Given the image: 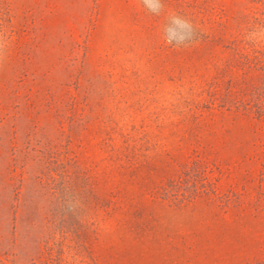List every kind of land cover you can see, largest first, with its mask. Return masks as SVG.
<instances>
[{
	"label": "rangeland",
	"instance_id": "1",
	"mask_svg": "<svg viewBox=\"0 0 264 264\" xmlns=\"http://www.w3.org/2000/svg\"><path fill=\"white\" fill-rule=\"evenodd\" d=\"M163 3L0 0V264H264V0Z\"/></svg>",
	"mask_w": 264,
	"mask_h": 264
},
{
	"label": "clouds",
	"instance_id": "2",
	"mask_svg": "<svg viewBox=\"0 0 264 264\" xmlns=\"http://www.w3.org/2000/svg\"><path fill=\"white\" fill-rule=\"evenodd\" d=\"M143 6L153 15L159 16L165 11L163 0H141ZM165 44L174 47H188L193 42L194 26L192 22L178 14H170L163 26Z\"/></svg>",
	"mask_w": 264,
	"mask_h": 264
},
{
	"label": "trees",
	"instance_id": "3",
	"mask_svg": "<svg viewBox=\"0 0 264 264\" xmlns=\"http://www.w3.org/2000/svg\"><path fill=\"white\" fill-rule=\"evenodd\" d=\"M262 106H257L258 112H262L263 110ZM260 114V113H259ZM196 168V164L191 165V166H184L177 177L167 183V185H173L175 188L180 187L181 191L179 189L174 190L172 193H170L166 188H165V195L166 196H171L173 199L182 201L185 199H189L192 196H194L196 193H198L201 185H202V180L203 178H200L198 175ZM199 183V184H198Z\"/></svg>",
	"mask_w": 264,
	"mask_h": 264
}]
</instances>
